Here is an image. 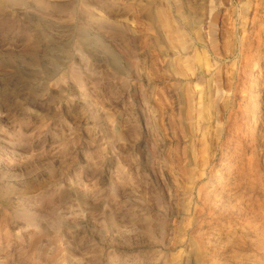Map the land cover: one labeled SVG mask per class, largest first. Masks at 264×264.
I'll return each mask as SVG.
<instances>
[{"label": "rangeland", "instance_id": "obj_1", "mask_svg": "<svg viewBox=\"0 0 264 264\" xmlns=\"http://www.w3.org/2000/svg\"><path fill=\"white\" fill-rule=\"evenodd\" d=\"M0 264H264V0H0Z\"/></svg>", "mask_w": 264, "mask_h": 264}]
</instances>
